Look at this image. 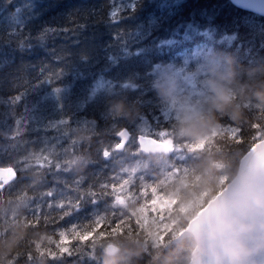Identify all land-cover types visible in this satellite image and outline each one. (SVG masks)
I'll list each match as a JSON object with an SVG mask.
<instances>
[{"label":"trees","instance_id":"obj_1","mask_svg":"<svg viewBox=\"0 0 264 264\" xmlns=\"http://www.w3.org/2000/svg\"><path fill=\"white\" fill-rule=\"evenodd\" d=\"M28 3L0 0V166L17 173L0 191V264H189L183 230L264 139V16L231 0H35L19 24ZM184 80L203 92L179 94ZM139 134L181 150L144 155ZM40 140L67 161L31 172L10 160ZM98 217L125 221L124 234L40 254Z\"/></svg>","mask_w":264,"mask_h":264},{"label":"water","instance_id":"obj_2","mask_svg":"<svg viewBox=\"0 0 264 264\" xmlns=\"http://www.w3.org/2000/svg\"><path fill=\"white\" fill-rule=\"evenodd\" d=\"M231 1L242 9L264 16V0ZM126 130L128 144L131 132ZM138 137L145 139L138 142ZM137 143L144 155H170L174 152L172 141L152 136L140 134ZM10 180L12 173L0 170V189L1 182ZM224 188L229 191L221 200L215 201V211L210 209L203 215L200 211L182 233L193 237L196 243L189 264H261L264 261V139L242 157L237 174ZM211 202L213 199L204 208ZM119 251L117 245L107 246L110 255Z\"/></svg>","mask_w":264,"mask_h":264},{"label":"snow or ice","instance_id":"obj_3","mask_svg":"<svg viewBox=\"0 0 264 264\" xmlns=\"http://www.w3.org/2000/svg\"><path fill=\"white\" fill-rule=\"evenodd\" d=\"M119 137L120 142L115 145L114 150H120L122 149L128 142V132L126 129H122L119 133L116 134ZM145 138L138 137V142L143 140ZM239 142H242L239 141ZM254 147V145H253ZM103 156L105 159H107L110 155V151L108 149L103 150ZM43 155V153H41ZM45 159L50 160V157H45ZM40 167H43V164L39 165ZM57 170H60V164L57 163L56 165ZM0 170L4 172H11L12 173V180L9 181V184L16 179V170L14 168H0ZM225 180H222L221 183H225ZM6 186V185H5ZM102 187H110L111 189L115 190L119 188V185H103ZM0 191H3V189H0ZM229 191L228 188H222L220 191L217 192L216 196L213 198V202L209 204L207 208L201 209V215L205 214L206 212H209L211 209L212 211H215L213 208V204L215 201L221 200L225 196V194ZM48 196H51L52 193H45ZM117 203H122V201L118 197L113 198V204L112 207L115 208ZM149 203H151L149 201ZM60 207H63L61 204ZM113 216H115V213H112ZM45 221H47V217L44 218ZM31 226L33 227H40L41 226V220H40V212L36 211L34 212V219L30 222ZM125 224V221L120 219L115 220H106L98 217L93 224L87 226L85 231H79L75 226H73L68 231H59L57 234L59 236V240L56 242L55 250L53 249H46L43 250L40 254L46 255L48 259L50 260H56L58 258H63L65 255H71L72 248L70 245L74 242H78L81 245H91L93 244L97 238L100 239H107L109 238L110 234L115 235L117 232H119L121 235L124 234V227L122 225ZM130 227V225H129ZM69 231L72 233L71 236H69ZM29 259H32L31 254H29ZM261 264H264V261L261 262Z\"/></svg>","mask_w":264,"mask_h":264},{"label":"rangeland","instance_id":"obj_4","mask_svg":"<svg viewBox=\"0 0 264 264\" xmlns=\"http://www.w3.org/2000/svg\"><path fill=\"white\" fill-rule=\"evenodd\" d=\"M35 0H29L28 6H26V4L22 7H20L19 10H22V15H24V17L22 15H19L16 18V22H18L19 24H22L24 22L25 18H33V16L35 15L34 13V9H35ZM25 7V8H24ZM44 65V63L42 64ZM35 66V65H34ZM29 69H33V67H28ZM201 82L199 81V83H194L192 81L189 80H184L182 84L177 85L176 89L177 91L182 89L183 92L189 91L192 92L194 94H201L203 92V90H201ZM174 91V90H171ZM178 93H182L181 91H178ZM175 98L177 99V96H175ZM178 103H180V98L178 97ZM161 138V137H160ZM160 140L162 141H172L171 136L168 137L167 139H163L161 138ZM173 142V141H172ZM174 143V142H173ZM57 144L56 141H52L51 143L46 142L44 140H40V141H33L30 144H28L26 146V148H19L17 149V151L12 155V157L10 158V160H12L13 162L19 161V160H23V159H27L30 161V165H32V167H34V169L30 170L31 172H37L38 169H41L42 167H38L37 165H40L38 163L43 164L44 166H47L52 160L56 159L58 160V162H66L61 160V153L62 151H58L57 147L55 146ZM117 144V143H116ZM115 144V145H116ZM175 144V150L180 151L181 149L177 147V144ZM48 145V146H45ZM24 154L25 157L20 159V154ZM41 153H43V155H41ZM45 157H50V160L45 159ZM64 159H68L67 157H70L68 151L65 152L64 154ZM174 158H176L175 160H173L174 162L178 161L179 155L175 156ZM43 166V167H44ZM30 168V166H27L26 164L22 166L21 169L28 170ZM42 179V177H41ZM7 182H4L3 184H5Z\"/></svg>","mask_w":264,"mask_h":264},{"label":"clouds","instance_id":"obj_5","mask_svg":"<svg viewBox=\"0 0 264 264\" xmlns=\"http://www.w3.org/2000/svg\"><path fill=\"white\" fill-rule=\"evenodd\" d=\"M258 100L264 101V93L261 94V96L258 98Z\"/></svg>","mask_w":264,"mask_h":264}]
</instances>
